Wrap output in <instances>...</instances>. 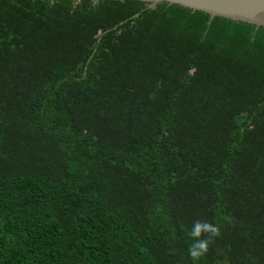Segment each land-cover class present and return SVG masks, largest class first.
Segmentation results:
<instances>
[{
  "label": "trees",
  "instance_id": "16d2710c",
  "mask_svg": "<svg viewBox=\"0 0 264 264\" xmlns=\"http://www.w3.org/2000/svg\"><path fill=\"white\" fill-rule=\"evenodd\" d=\"M0 264H264V65L164 2L0 0Z\"/></svg>",
  "mask_w": 264,
  "mask_h": 264
},
{
  "label": "water",
  "instance_id": "95a60500",
  "mask_svg": "<svg viewBox=\"0 0 264 264\" xmlns=\"http://www.w3.org/2000/svg\"><path fill=\"white\" fill-rule=\"evenodd\" d=\"M141 1L148 7L166 3L264 65V0Z\"/></svg>",
  "mask_w": 264,
  "mask_h": 264
},
{
  "label": "clouds",
  "instance_id": "9594fccd",
  "mask_svg": "<svg viewBox=\"0 0 264 264\" xmlns=\"http://www.w3.org/2000/svg\"><path fill=\"white\" fill-rule=\"evenodd\" d=\"M203 233H208L209 236L206 239H197L189 248V255L195 261L198 260L208 251V246L212 237L220 234L219 228L208 222H195L193 230L190 235L194 238H199Z\"/></svg>",
  "mask_w": 264,
  "mask_h": 264
}]
</instances>
